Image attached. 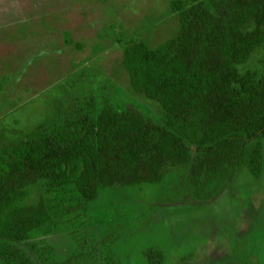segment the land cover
I'll return each instance as SVG.
<instances>
[{"label":"trees","instance_id":"16d2710c","mask_svg":"<svg viewBox=\"0 0 264 264\" xmlns=\"http://www.w3.org/2000/svg\"><path fill=\"white\" fill-rule=\"evenodd\" d=\"M170 9L177 37L154 48L140 39L122 45L132 89L161 106L163 121L134 105L119 109L104 85L100 94L74 95L58 124L0 143V264H79L99 256L118 264L108 249L118 239L116 225L106 226L98 243L85 232L90 206L106 188L157 185L178 168L198 199L214 200L239 170L262 178L264 54L260 73L240 67L264 53V0H173ZM34 187L38 199L24 202ZM66 227L77 243L65 260L46 239L35 240ZM145 256L163 263L158 249Z\"/></svg>","mask_w":264,"mask_h":264},{"label":"rangeland","instance_id":"374dc122","mask_svg":"<svg viewBox=\"0 0 264 264\" xmlns=\"http://www.w3.org/2000/svg\"><path fill=\"white\" fill-rule=\"evenodd\" d=\"M171 1L0 0V143L58 124L74 95L100 94L104 85L119 109L134 105L163 121L161 106L132 89L122 45L140 39L154 48L177 37ZM263 54L255 52L240 72L260 73ZM39 191L32 188L24 202H35ZM89 213L85 232L94 243L106 226L119 229L108 247L118 264H150L149 248L163 252L162 264H264V174L256 181L239 170L222 195L202 200L184 169H168L157 185L104 189ZM39 239L55 246L60 260L76 250L68 227ZM83 259L79 264H104L100 256Z\"/></svg>","mask_w":264,"mask_h":264}]
</instances>
